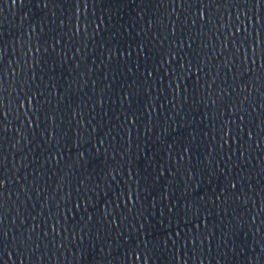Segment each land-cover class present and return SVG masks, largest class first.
I'll list each match as a JSON object with an SVG mask.
<instances>
[{"label":"water","instance_id":"obj_1","mask_svg":"<svg viewBox=\"0 0 264 264\" xmlns=\"http://www.w3.org/2000/svg\"><path fill=\"white\" fill-rule=\"evenodd\" d=\"M264 128V0H0V264H218Z\"/></svg>","mask_w":264,"mask_h":264}]
</instances>
